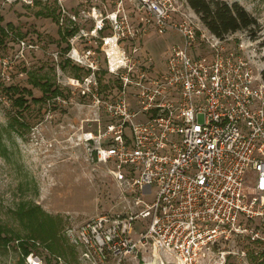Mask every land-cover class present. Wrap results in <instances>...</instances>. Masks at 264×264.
<instances>
[{
	"label": "built area",
	"instance_id": "2783aa9c",
	"mask_svg": "<svg viewBox=\"0 0 264 264\" xmlns=\"http://www.w3.org/2000/svg\"><path fill=\"white\" fill-rule=\"evenodd\" d=\"M74 2L2 0L56 7L63 57L86 70L63 75L53 98L93 110L76 142L106 164L123 204L66 230L78 264H224L232 236L264 241L263 56L212 33L186 0ZM151 30L179 37L160 68L140 56ZM25 264L45 258L30 250Z\"/></svg>",
	"mask_w": 264,
	"mask_h": 264
},
{
	"label": "rangeland",
	"instance_id": "374dc122",
	"mask_svg": "<svg viewBox=\"0 0 264 264\" xmlns=\"http://www.w3.org/2000/svg\"><path fill=\"white\" fill-rule=\"evenodd\" d=\"M74 1L64 0V4L72 6ZM226 1L239 2L257 21L251 29L235 31L231 44L240 38L251 41L264 58V0ZM0 16V25L5 29L4 33L0 32V227L7 238L3 244L0 242V264H25L27 253L20 242L28 252L33 250L45 258V264H78L79 249L70 244L66 230L75 229L85 218L116 209L123 203L119 201V187L108 174L106 164L91 161L86 148L76 142L81 126L94 129V122L90 121L93 110L78 104L76 97L68 103H59L54 100L55 96L35 100L42 92L32 85V79H49L61 88L63 75L82 76L86 70L78 69L63 57L67 49H64L65 41L56 23L53 5L7 6L0 0ZM20 39L38 47L24 48L21 55ZM176 41L179 37L170 30L165 34L151 30L144 37L140 56L160 68ZM197 51L199 55V48ZM98 72L101 79L112 77L110 74L103 77L102 70ZM9 86L31 90L32 95L19 92L26 98L24 106L14 101L18 93ZM13 118L22 124L11 127ZM250 173L246 172L248 183ZM152 197L150 194L148 198ZM22 205H37L60 220L57 235L66 247L64 251L50 250L46 242L33 235L27 217L18 212ZM32 240L39 242L38 246ZM220 249L231 251L225 255L224 264H264L263 240L255 243L232 236L220 244ZM47 251L60 256L63 262L47 260Z\"/></svg>",
	"mask_w": 264,
	"mask_h": 264
},
{
	"label": "trees",
	"instance_id": "16d2710c",
	"mask_svg": "<svg viewBox=\"0 0 264 264\" xmlns=\"http://www.w3.org/2000/svg\"><path fill=\"white\" fill-rule=\"evenodd\" d=\"M186 1L190 8L196 12V15L198 14L199 18L208 27V29L219 37H223L228 33H234L235 31L241 29H251L257 24L256 18L237 1H233L231 3L226 0ZM1 20L2 17L0 16V22ZM0 32H5V29L1 25ZM32 85L34 87H38L42 92L41 97L34 98L37 101L42 100L43 97L49 98L62 93L60 87L50 82L49 79L40 81L33 78ZM9 89L18 93V96L14 99V101L20 106L25 105L26 98L24 97V94H20L19 92L25 91L27 94L32 95L30 89H19L16 86H9ZM13 122L9 123L11 127H13V124L16 123L22 124L18 118H13ZM18 212L22 217H27L29 225L33 227V235L46 242L50 250L55 252L64 251L66 247L57 235L60 220L45 212L37 205L19 206ZM2 233L3 228L0 227V242L3 244L7 238L2 235ZM20 246L26 253H28V250L23 243L20 242ZM49 259H51L50 256L47 257V260Z\"/></svg>",
	"mask_w": 264,
	"mask_h": 264
},
{
	"label": "water",
	"instance_id": "95a60500",
	"mask_svg": "<svg viewBox=\"0 0 264 264\" xmlns=\"http://www.w3.org/2000/svg\"><path fill=\"white\" fill-rule=\"evenodd\" d=\"M146 264H157V260L154 259L152 262L146 263Z\"/></svg>",
	"mask_w": 264,
	"mask_h": 264
},
{
	"label": "crops",
	"instance_id": "0c3cea01",
	"mask_svg": "<svg viewBox=\"0 0 264 264\" xmlns=\"http://www.w3.org/2000/svg\"><path fill=\"white\" fill-rule=\"evenodd\" d=\"M62 38H63V37H62ZM64 47H65L64 49H66V48H67V46H66V45H64Z\"/></svg>",
	"mask_w": 264,
	"mask_h": 264
}]
</instances>
